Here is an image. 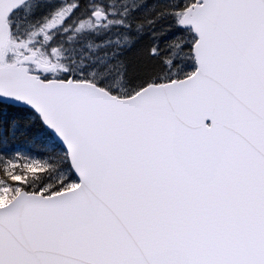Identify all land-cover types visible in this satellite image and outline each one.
Segmentation results:
<instances>
[{"label": "snow or ice", "instance_id": "obj_1", "mask_svg": "<svg viewBox=\"0 0 264 264\" xmlns=\"http://www.w3.org/2000/svg\"><path fill=\"white\" fill-rule=\"evenodd\" d=\"M0 264H264V0H0Z\"/></svg>", "mask_w": 264, "mask_h": 264}]
</instances>
